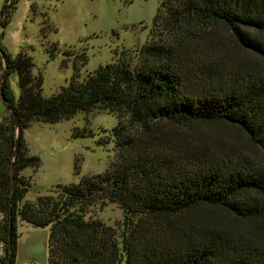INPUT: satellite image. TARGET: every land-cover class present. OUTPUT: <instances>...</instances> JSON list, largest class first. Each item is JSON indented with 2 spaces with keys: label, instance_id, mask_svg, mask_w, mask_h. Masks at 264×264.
I'll return each instance as SVG.
<instances>
[{
  "label": "trees",
  "instance_id": "obj_1",
  "mask_svg": "<svg viewBox=\"0 0 264 264\" xmlns=\"http://www.w3.org/2000/svg\"><path fill=\"white\" fill-rule=\"evenodd\" d=\"M16 1L4 0L1 25ZM159 22L176 33L138 48L152 65L121 57L81 79L74 67L48 97L31 57L11 56L0 41V264H13L18 221L49 228L47 264H264V0H162L152 25ZM216 25L229 33L230 51L205 44L215 60L185 76L174 60L210 41ZM94 107L116 116L112 161L26 200L19 172L38 157L22 130ZM225 129L257 159L224 144ZM110 202L122 210L120 233L96 217Z\"/></svg>",
  "mask_w": 264,
  "mask_h": 264
},
{
  "label": "rangeland",
  "instance_id": "obj_2",
  "mask_svg": "<svg viewBox=\"0 0 264 264\" xmlns=\"http://www.w3.org/2000/svg\"><path fill=\"white\" fill-rule=\"evenodd\" d=\"M161 1L17 0L9 11L7 22L0 24L1 45L11 56L22 52L31 57L32 73L41 77V95L48 97L68 82L74 67L81 79L98 65L121 57H127L133 64L152 65L153 58L140 54L138 48L171 42L176 33V29H169L166 35L161 31L165 26L160 22L152 25ZM3 2L0 0V8ZM209 39L186 56L174 60L185 76L202 75L215 60L212 51L202 50L205 44L211 47V42L217 43L227 52L233 46L229 33L221 25L210 28ZM228 54L240 58L236 52ZM8 82L17 96L16 75L11 74ZM5 113L0 98V120ZM116 122L114 113L94 107L89 112L78 111L55 123L31 122L27 125L22 130L23 142L27 153L38 157V164L19 172L28 183L25 199L46 194L58 184L76 183L84 175L103 172L114 158L110 130ZM223 135L224 144L235 143L240 153L257 159L241 135L238 138L237 133L229 129H225ZM96 217L120 233L123 217L117 204L107 203L96 211ZM48 231V227L18 221L13 264H47ZM2 254L3 250L0 256Z\"/></svg>",
  "mask_w": 264,
  "mask_h": 264
},
{
  "label": "water",
  "instance_id": "obj_3",
  "mask_svg": "<svg viewBox=\"0 0 264 264\" xmlns=\"http://www.w3.org/2000/svg\"><path fill=\"white\" fill-rule=\"evenodd\" d=\"M13 118H14V125H15L16 131H17V122H16V118H15L14 114H13Z\"/></svg>",
  "mask_w": 264,
  "mask_h": 264
},
{
  "label": "built area",
  "instance_id": "obj_4",
  "mask_svg": "<svg viewBox=\"0 0 264 264\" xmlns=\"http://www.w3.org/2000/svg\"><path fill=\"white\" fill-rule=\"evenodd\" d=\"M0 253H1V246H0Z\"/></svg>",
  "mask_w": 264,
  "mask_h": 264
}]
</instances>
